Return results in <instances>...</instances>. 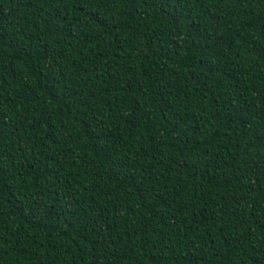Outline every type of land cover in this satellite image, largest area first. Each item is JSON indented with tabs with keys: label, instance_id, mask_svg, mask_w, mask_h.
<instances>
[{
	"label": "trees",
	"instance_id": "16d2710c",
	"mask_svg": "<svg viewBox=\"0 0 264 264\" xmlns=\"http://www.w3.org/2000/svg\"><path fill=\"white\" fill-rule=\"evenodd\" d=\"M0 264H264V0H0Z\"/></svg>",
	"mask_w": 264,
	"mask_h": 264
}]
</instances>
